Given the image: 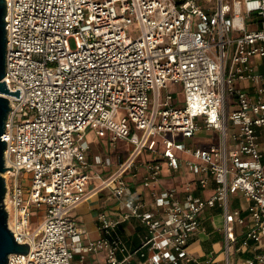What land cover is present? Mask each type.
I'll list each match as a JSON object with an SVG mask.
<instances>
[{
  "label": "built area",
  "instance_id": "obj_1",
  "mask_svg": "<svg viewBox=\"0 0 264 264\" xmlns=\"http://www.w3.org/2000/svg\"><path fill=\"white\" fill-rule=\"evenodd\" d=\"M5 5L2 80L20 97L6 95L1 139L12 169L2 174L3 203L16 241L29 245L6 264H72L75 253L101 251L104 264H217L213 252H187L217 208L221 264H231L233 251L253 254L244 264H264V0ZM92 127L131 148L89 190ZM203 131L209 142H194ZM145 153L152 159L142 160ZM163 164L184 165L193 179L163 185ZM139 167L147 196L132 183ZM104 189L123 209L100 211L98 238L80 245L71 213ZM33 211L42 220L30 229ZM130 222L143 228L136 245L121 232Z\"/></svg>",
  "mask_w": 264,
  "mask_h": 264
},
{
  "label": "crops",
  "instance_id": "obj_2",
  "mask_svg": "<svg viewBox=\"0 0 264 264\" xmlns=\"http://www.w3.org/2000/svg\"><path fill=\"white\" fill-rule=\"evenodd\" d=\"M200 133L195 136L194 142L202 145L207 144L209 142V134L203 132L204 135H202ZM85 139L88 142L86 155L87 160L90 164L89 168H87L85 172L92 177L87 186V189L90 190L98 181L95 176L98 174L103 177L109 175L114 170V164L116 162L115 155L120 154L122 156H125L130 149V146L129 143L125 141L119 140L115 143H112L111 141H109L108 136H98L93 127L87 129V131L85 132ZM260 140L262 149H264V130H262L261 132ZM108 159L109 165L106 164V161ZM143 159L149 160L152 159V157L149 153H145L144 155H142V160ZM136 171L139 176L134 179L132 183H135L134 185L138 186L136 187L138 192H143V196H147V188H143L140 183V176H142L143 169L139 167ZM161 175V182L166 186L172 185L178 181L181 182L186 179H193V174L189 172V170L184 165H181L179 167V170L173 171L170 170L165 164H163L161 168ZM205 193L208 194L209 192L206 191ZM241 201L245 205V201ZM122 209V205L114 198L109 189L98 191L89 196L81 204H79L78 207H76L71 213V216L75 220L78 228L81 230V235L79 236L78 240L79 244L84 245L86 241L98 238L99 232L96 228V218L97 214L100 211L108 210L111 212H118ZM213 211L221 212L219 208L209 211L208 221L204 223V231L200 232L201 234H204L207 239L203 241L199 237H197V234L191 239L189 243V245L197 247L195 251L189 252L193 257L203 259L209 252L214 253L212 246H214V243H216L215 239H217V242L219 241L221 245L222 235L213 223ZM34 217L38 218L37 224H39L42 220L41 212L33 211V216L31 218L32 222H30V226L34 222ZM142 231L143 228L137 225L135 222H130L121 228L122 234L131 245H136L137 242H139V234L142 233ZM104 255L105 253L101 251L95 254H87L84 258H80V254L75 253L72 264H94L96 263V261L97 263L104 264ZM216 255L218 257V254ZM252 256L253 254L251 252L246 251L236 253L231 260V264H244L246 258H251ZM217 261V264H221V260H218L217 258ZM132 264H137V262L133 261ZM178 264L193 263H185L183 261H180Z\"/></svg>",
  "mask_w": 264,
  "mask_h": 264
},
{
  "label": "water",
  "instance_id": "obj_3",
  "mask_svg": "<svg viewBox=\"0 0 264 264\" xmlns=\"http://www.w3.org/2000/svg\"><path fill=\"white\" fill-rule=\"evenodd\" d=\"M5 6V0H0V264L7 263V257L9 254H26L29 250V245L27 243L17 242L12 232L8 228V214L3 203L6 187L2 174L6 171V169H12L6 168L4 164L3 155L6 142L1 139V135L4 132L7 114L10 109L6 95L20 97V89H16V92L9 91L5 80H2L3 76L5 75V46L7 36Z\"/></svg>",
  "mask_w": 264,
  "mask_h": 264
},
{
  "label": "rangeland",
  "instance_id": "obj_4",
  "mask_svg": "<svg viewBox=\"0 0 264 264\" xmlns=\"http://www.w3.org/2000/svg\"><path fill=\"white\" fill-rule=\"evenodd\" d=\"M130 29H132L133 30V28H130ZM70 43H71V47H73L74 45H73V42H72V40H70ZM178 97H179V99L182 97V94L181 93H179L178 94ZM204 132V131H203ZM203 132H201L200 134H202V135H204V133ZM179 139H181L180 137H179ZM159 140V138L157 137V136H153L152 137V139H151V144H150V146L151 147H154V143H156L157 141ZM186 143H190V140L188 139V140H186ZM129 146H130V148H131V145L129 144ZM5 173V172H4ZM20 178H22V177H20ZM232 206L233 207H238V204L236 203V202H234V204H232ZM212 216H213V223L215 224V226L217 227V228H221L222 227V215H221V212H219V211H213V214H212ZM34 222H33V224L30 226V229H32L33 227H35V226H37L38 224H37V222H38V218L37 217H34ZM197 237H199L201 240H206L207 238L205 237V235L204 234H198L197 235ZM215 241H216V243H214V246H212V248H213V251H214V253H216V254H218V260H222V254H221V249H222V246L220 245V243H219V241L217 242V239H215ZM196 246H191V245H189L188 247H187V252H192V251H195L196 250ZM232 251H233V248H232ZM233 257H234V251L233 252H231V254H230V258H231V260L233 259Z\"/></svg>",
  "mask_w": 264,
  "mask_h": 264
}]
</instances>
